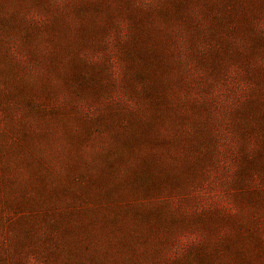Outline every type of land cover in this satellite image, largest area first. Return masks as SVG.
<instances>
[{"label":"trees","instance_id":"16d2710c","mask_svg":"<svg viewBox=\"0 0 264 264\" xmlns=\"http://www.w3.org/2000/svg\"><path fill=\"white\" fill-rule=\"evenodd\" d=\"M62 5H55V0H0V42L3 34H19V46L27 51L30 62L40 65L39 52L32 45L33 35L28 33L18 18L27 10L46 13L47 20L42 25V36L51 46L46 73L54 64L53 70L63 85L72 87V93L79 97V102L90 105L100 103L112 95L119 99L136 102L135 109L129 110V120L121 117L117 111L107 110L103 115L106 127H114L111 121L124 125L123 131L113 130L117 146L127 151L130 161L123 180L112 182L108 175L97 183L94 190L87 193L73 191L75 198L93 201L105 207L118 204L129 196L168 197L188 193L199 187H207L210 171L216 168L221 156L217 147V118L210 116L213 104L219 95V88L227 83L228 74L236 67L254 66L257 51H244L237 43L238 38L249 40L252 14L260 2L254 0H151L149 5L139 6L137 0H62ZM111 47L119 66V90L106 79L100 70L86 71V61L81 53L103 54L110 58ZM72 54L73 57L63 56ZM263 53V51H262ZM0 51V68L3 61ZM13 80L4 78L5 92L0 91V106L4 100L15 102L18 98L29 100L27 94H43L46 97L52 90L50 84L41 81L34 86H24L16 79V72L11 69ZM48 76V75H47ZM86 80L85 85L82 81ZM29 87V89L27 88ZM58 91V90H55ZM26 94V95H23ZM176 100L201 102L190 106L184 119H171V111ZM139 105V106H138ZM143 109V110H142ZM145 111V112H144ZM120 115V116H119ZM237 116V115H236ZM118 117V120L116 119ZM237 127V155H245L249 146L248 139L255 136L259 147L264 150V125ZM173 128L179 133L172 145L175 159L171 165L162 163L147 153L144 145L162 143L154 139L157 130ZM193 129V133L188 129ZM184 133V136H180ZM27 145L32 148L25 138ZM20 152V151H19ZM240 153V154H239ZM130 154V155H129ZM5 165H0L4 173ZM38 167V166H33ZM251 166L245 164L233 178L219 181L220 188L237 186L244 180V173ZM38 171L35 169L34 172ZM159 173L160 175L156 174ZM14 182V181H13ZM14 185L5 181V186ZM102 185L101 189L100 186ZM131 189L126 192V186ZM210 186V185H209ZM19 191L11 188L6 200L0 197L2 204L8 202L11 207L34 206L37 200L25 194L33 190L39 193L43 201L36 206L51 208L54 198L66 204L72 196L65 195L58 189L47 191L42 179L35 178V185L24 182ZM8 190V189H7ZM11 192V193H9ZM35 194V193H34ZM201 199L187 198L183 211H172L167 206L146 211L130 210L134 219L143 220V230L152 235L149 245L156 250L145 249L147 258L156 253V258L165 264H223L222 254L235 253L241 240L240 229L231 222L233 232L220 238L223 226L229 223L217 214L208 211L195 212ZM92 202V203H93ZM47 222L38 220L35 224L16 230L15 243L21 251L24 246H33L35 250L47 255L53 264H61V253L72 258L78 257L81 245H89L88 237L95 235L92 225L97 223L99 231L104 233L103 220L117 221L116 226L123 231L119 244L127 252H133L134 242L128 234L122 215L107 213L103 216H79L64 213L59 219ZM43 233L37 239L34 228ZM197 234L200 242L190 250L187 258L171 261L164 254L181 235ZM62 235L59 240V236ZM49 250L45 251L46 245ZM220 257V258H219ZM153 259V257H152ZM68 262V259H67ZM69 264V263H68Z\"/></svg>","mask_w":264,"mask_h":264},{"label":"rangeland","instance_id":"374dc122","mask_svg":"<svg viewBox=\"0 0 264 264\" xmlns=\"http://www.w3.org/2000/svg\"><path fill=\"white\" fill-rule=\"evenodd\" d=\"M55 1L59 2L55 5L63 3L62 0ZM150 1L137 0V4L144 7ZM254 1L260 4L252 14L249 29L252 38L247 40L240 37L237 43L242 50L257 51L259 56H256L254 66H250V69L236 67L228 74L227 83L219 88V95L211 108L213 111L210 116L217 118L219 122L216 135L221 156L216 168L210 171L208 186L195 188L184 195L164 198L129 196L120 200L117 205L108 207L100 203L96 206L93 201H83L81 197L75 198L72 193L76 191L82 195L94 190L96 182L99 183L106 175L112 181L109 182L111 186L125 178V170L130 161L122 162L123 158L128 157L127 151L118 147L113 138V130L123 131L124 125L120 127L117 122L111 121L114 127L107 128L106 124H102L103 115L107 110H114L129 120L127 113L135 109L137 104L127 99L122 101L117 95L100 103H80L79 97L72 93V87L68 88L58 79L53 70L54 64L46 73L43 70L48 61L49 49L52 50L42 36L46 13L31 8L18 18L25 30L33 35L32 45L39 52L41 63L36 65L29 61L27 51L19 46V34H3L4 39L0 42L3 58L0 91L5 92L4 78L13 80L11 69H14L15 79L19 84L31 87L46 81L52 89L49 94L55 96L27 94L29 100H4V106H0V165H5L4 173L0 170V197L4 195V201L7 192L13 191L11 188H18L16 191H19L20 185L26 181L34 186L35 178H38L43 180L47 191L58 189L65 195L72 196V200L66 204L63 200L54 198V207L42 208L36 206L43 201L38 197L39 193L25 190V194L31 199L37 197L39 202L34 206L11 207L8 202L4 205L0 201V264H53L47 255L39 253L33 246H24L19 251L15 243V232L41 219L50 222L54 215L55 219H59L64 213L75 214V217L121 214V220L135 242L133 252L122 249L119 237L123 231V223L121 229H118L117 221L103 220L104 233L99 231L97 223L92 225L94 234L100 237L95 240L88 237L90 244L80 246L76 259L61 253V264H165L156 258V253L147 258L146 248L156 250L154 244L149 245L152 235L143 230V220L134 219L129 211L158 210L163 206L175 212L183 211L185 202L190 197L201 199L196 209H193L195 212L208 211L227 220L229 227H222L220 238L234 231L231 222L235 223L236 229L241 228L243 243L234 248L233 255H220L223 259L220 263L264 264V150L259 147L257 138L252 136L248 139L249 146L245 155L239 153V156L236 152L239 138L237 127L258 126L260 123L264 125V0ZM108 49L110 50L109 47ZM112 50L113 47L109 59L103 54L81 53L79 56L87 62V67L83 65V68L86 71L100 70L115 88L113 93L117 94L120 71ZM63 56L73 57L68 53ZM82 83L85 85L86 80ZM200 103L176 100L173 102L171 119H184L189 107ZM167 129L160 128L154 134V139L162 143H145L143 147L144 153L171 165L175 159L172 145L179 133L173 128ZM188 130L194 132L193 129ZM180 136H184V133ZM27 137L32 148L27 145ZM245 164L251 168L244 173L245 178L241 184L227 188L218 186L221 179L226 177L230 180ZM35 165L38 167H33ZM35 169L38 171L34 172ZM6 178L14 185L8 184L6 188ZM101 187L102 185L99 189ZM130 189V185H127L125 191L129 192ZM34 231H37V239L43 236L39 227L35 226ZM61 237L62 235L59 240ZM198 242L200 237L197 234L181 235L164 254L171 261L183 260L189 254L186 250H190ZM45 245V251H48L49 245Z\"/></svg>","mask_w":264,"mask_h":264}]
</instances>
